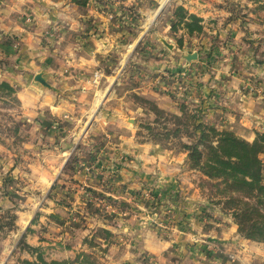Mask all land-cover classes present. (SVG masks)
Instances as JSON below:
<instances>
[{"label":"rangeland","instance_id":"1","mask_svg":"<svg viewBox=\"0 0 264 264\" xmlns=\"http://www.w3.org/2000/svg\"><path fill=\"white\" fill-rule=\"evenodd\" d=\"M0 1L8 10L16 0ZM24 1L37 15L51 16L39 25L31 7L10 12L40 29L39 51L52 59L51 66L59 64L63 38L70 48L91 39L101 51L106 43L111 46L97 54L94 71L63 63L51 81L44 68L30 72L32 83L52 97L51 106L63 109L37 101L28 115L16 96L23 84L9 75L26 71L15 59L23 54L22 37H2L12 51L0 59V82H8L15 93L0 92V264L34 260L28 246L46 259L94 251L86 264H165L161 257L181 264V257L171 253L177 243L173 234L193 230L185 213L192 207L209 218L223 213L209 198L212 182L188 172L183 154L137 141L138 125L154 116L135 95L174 113L181 105L198 109L204 122L235 133L221 125L227 121L232 127L235 119L227 100L235 83L244 80L235 73L249 76L241 91L264 95V10L255 9L254 0H167L148 23L146 15L159 6L157 0H88L85 6L73 0ZM179 7L188 14L210 13L197 15L200 33L189 35L182 26L173 30ZM193 54L195 59L186 58ZM37 74L49 87L36 80ZM73 80L91 84L96 92L79 96L69 86ZM37 94L36 99L44 95ZM79 106L85 111L80 113ZM252 130L264 132L261 125ZM85 239L105 251L89 247ZM158 240L170 244L157 252L152 243ZM209 244L212 250L218 246ZM259 246L256 254H264Z\"/></svg>","mask_w":264,"mask_h":264},{"label":"crops","instance_id":"2","mask_svg":"<svg viewBox=\"0 0 264 264\" xmlns=\"http://www.w3.org/2000/svg\"><path fill=\"white\" fill-rule=\"evenodd\" d=\"M157 1L159 2V6L153 9L151 12H148L146 15V22L148 21V23H152V21L162 12V10L164 9L163 7L165 5V2L167 0ZM54 2L56 4L60 3L56 0H54ZM0 3L2 4L1 1ZM1 4L0 59L10 55L12 51L11 48H8V46L5 45L6 43L4 41H1L2 37L4 35L10 34L22 37V39H20V51H22L23 54L18 55V57H15V59H19L17 65L22 68H25L26 71L23 72V76L20 75L21 73H14L13 75H11L10 73L9 75L12 76L11 78H13L16 84H23V89L19 90L16 93V96L21 100V105L24 113L30 115L31 112L35 110V108H37L35 105L37 101L40 102V106L50 103L49 106L51 108H60V110L63 109V106H60L59 104L51 106L52 97L48 96L46 92H43L37 85L32 83L30 72H36L40 68H44V71L46 73L45 77L51 81L54 75L59 72V70L61 69L60 67L63 65V63L64 65L68 63L72 64L73 66H78L79 68H82L85 73L88 71H94V65H96L97 62V54L99 52L105 53L108 50V47L110 48L111 44L106 43V45H103V50L101 51L100 47H102V45L100 46L98 42L95 41V39H91L86 42L80 41L77 43H73L72 48H70V46L65 40L66 38H63L58 41L59 49L62 52L58 57L59 64L56 67H53L51 66L52 59L45 53H40L39 51L41 47L38 46L37 41L40 39V29L38 27L35 29H31L30 25H27L25 23L23 24V22L21 23V20L17 21L16 18L19 17L15 15V13H10L16 11V9L24 7L25 5V7H31V9L34 10L37 15V12L34 7L30 6V4L24 0H16L14 2V5L11 4L9 7H7L8 10H10L8 11L6 8H2ZM12 8H14V10L11 11ZM57 9L55 10V12L60 13L57 12ZM196 14L198 16H202L203 18L209 16L210 13L196 12ZM49 17L51 16L48 12L43 11L42 13H39L37 15V18L39 19V25H41L43 22H48ZM256 72L257 71H253L252 74H256ZM259 72L261 73V71H258L257 73ZM248 73L250 74V70L248 71ZM0 75L2 74L0 73ZM240 75V72L235 73V77L243 78L245 81L247 80V77H249L243 74L241 76ZM28 78L30 80H28ZM113 78L114 77L111 76L109 77V80ZM63 79L68 80L66 77ZM244 80L241 84L239 83V80L235 83L237 86H235V92L231 94L232 99L227 100V106L230 112V117H235V119H232L233 121L231 120L232 127L228 125L227 121L221 122V125H226L229 126V128H233V131H235V134L237 136L247 141H252L256 136V133L254 132V130H252V127H260L261 125L264 130V95L262 98L261 94H257L255 92L252 93L244 87V91H241V88L245 83ZM24 81L26 82L25 84ZM67 82L68 81H65V84H67ZM69 86L70 88H73V90H78L77 93L79 94V96L82 95V93L90 95L96 92L95 89H92L93 86L91 84H85L80 80H73L72 84ZM37 93H43L44 95H41L40 99H36V97L34 96H39V94ZM83 108L84 107L79 106L80 113L81 111H85V109ZM169 150L177 151V153L179 152L183 154L185 156V165L188 168L187 156L185 152L177 149ZM261 160L263 163L264 172V153ZM188 172L194 173L195 175L204 178L199 171L188 168ZM191 195L193 194L191 193ZM185 204L186 203L184 202V206ZM217 206L220 208L219 210L223 214H220L215 217L213 215V218L204 217L202 214L198 215V211L200 209L198 207H192L193 211H188V213H185L186 216L184 218L189 223L188 228L193 230H187L183 232L177 231L175 234H173L175 236L176 242L178 243L174 244V248L171 253L173 254L174 258L181 257V264H235V258L239 260L236 264H264V254L262 253V250H259V255H257L255 252L256 249H262L259 245L261 244L262 247H264V243L243 239L241 237V234L237 231V226L234 223L231 215L223 212L221 206ZM226 215L229 216L231 219ZM221 216H225L229 220V223L223 224V218ZM193 237H195L193 239L194 242L192 240ZM177 238L180 239L177 241ZM197 238H199V241H197ZM190 239L192 240V242ZM169 241H171V239ZM169 241L158 240L157 242L152 243V247L157 252L161 251L163 248H167L169 246ZM211 241L216 242V245H218L217 247L215 246L213 250L210 248L211 245L209 244L211 243ZM210 249L211 251H209ZM231 255H233V258L230 257ZM169 258L161 257L159 258V260L165 262V264H175L179 260H172ZM169 261L171 263H168Z\"/></svg>","mask_w":264,"mask_h":264},{"label":"trees","instance_id":"3","mask_svg":"<svg viewBox=\"0 0 264 264\" xmlns=\"http://www.w3.org/2000/svg\"><path fill=\"white\" fill-rule=\"evenodd\" d=\"M85 6L88 0H73ZM255 9L264 10V0H254ZM177 22L187 34L200 33L201 18L188 14L182 7L176 12ZM0 92L13 95L15 89L8 82H0ZM135 98L145 104L154 119L140 123L136 132L137 141L157 143L165 149H177L186 153L189 169L199 171L204 180H209L213 192L209 198L230 214L242 237L264 243V181L261 155L264 153V132H257L252 141H247L229 130H219L204 122L198 109L181 105L178 113L159 107L154 102ZM203 183V181H202ZM202 183L200 185H202ZM1 210V208H0ZM3 226V225H1ZM27 228L25 231H28ZM109 234V232H108ZM89 247L96 243L83 241ZM34 260L25 264H86L95 256L94 251L78 252L73 258L46 259L37 247H30Z\"/></svg>","mask_w":264,"mask_h":264},{"label":"water","instance_id":"4","mask_svg":"<svg viewBox=\"0 0 264 264\" xmlns=\"http://www.w3.org/2000/svg\"><path fill=\"white\" fill-rule=\"evenodd\" d=\"M163 7V6H162ZM161 7V8H162ZM197 57V55L196 54H193V55H187L186 56V58L188 59V60H191V59H195ZM36 80L38 81V82H40L43 86H47V87H49V85L46 83V81L43 79V77L40 75V74H37L36 75Z\"/></svg>","mask_w":264,"mask_h":264}]
</instances>
